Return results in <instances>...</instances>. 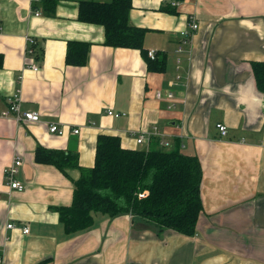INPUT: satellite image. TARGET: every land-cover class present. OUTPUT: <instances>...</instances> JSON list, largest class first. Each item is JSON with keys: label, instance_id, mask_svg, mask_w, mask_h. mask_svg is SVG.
Here are the masks:
<instances>
[{"label": "crops", "instance_id": "crops-1", "mask_svg": "<svg viewBox=\"0 0 264 264\" xmlns=\"http://www.w3.org/2000/svg\"><path fill=\"white\" fill-rule=\"evenodd\" d=\"M79 1L56 0L48 14L42 0H0V109L17 92L21 109L40 115H0V264H264V92L251 66L264 61V0H132L129 21L147 29L144 47L164 58L161 71L139 49L105 45L102 25L78 19ZM169 3L175 13L160 9ZM68 41L90 44L84 65L66 63ZM154 129L200 160L196 232L94 212L89 229L67 233L57 210L72 203L79 167L93 166L98 135L147 150L157 136L137 137ZM38 146L72 154L79 167L66 176L37 162ZM16 158L22 190L4 174Z\"/></svg>", "mask_w": 264, "mask_h": 264}, {"label": "trees", "instance_id": "trees-1", "mask_svg": "<svg viewBox=\"0 0 264 264\" xmlns=\"http://www.w3.org/2000/svg\"><path fill=\"white\" fill-rule=\"evenodd\" d=\"M48 14H54L56 0H42ZM132 0H80L78 19L104 27L105 45L139 49L148 61L150 70L164 69V58L152 59L144 47L147 29L132 25L129 12ZM176 12L166 4L160 8ZM90 44L68 41L66 63L84 65ZM35 49V58H40ZM0 54V67L2 66ZM257 88L264 92V61L251 62ZM150 149H130L121 145L117 136L99 134L94 164L79 167L73 155L61 149L38 146L35 160L52 164L66 176V168L77 166L80 176L73 180V200L69 206L58 207L59 219L69 234L89 229L94 212L110 217L128 213L140 216L160 228L172 229L184 235H193L203 212L200 196L202 167L197 155L181 151V140L174 138L169 146L159 144ZM140 194L143 196L140 197Z\"/></svg>", "mask_w": 264, "mask_h": 264}, {"label": "built area", "instance_id": "built-area-1", "mask_svg": "<svg viewBox=\"0 0 264 264\" xmlns=\"http://www.w3.org/2000/svg\"><path fill=\"white\" fill-rule=\"evenodd\" d=\"M177 2L176 1H173L172 4H176ZM192 28H197L198 27V24L195 23L193 20H190V24H189ZM180 47L178 48V51H180ZM28 52L31 54V55H34V52H35V49L33 48H30L28 49ZM148 56L150 58H154L155 55H156V51L155 50H148L147 52ZM32 68L34 70H37L38 69V66L37 64L33 63L32 65ZM155 97L158 98V99H162V98H168V99H172L173 98V93L170 92V91H167L165 92V94L157 89L155 91ZM1 100H0V106H1ZM5 107L1 108L0 109V115H3V116H8V115H12L14 116V118L19 121V122H24V123H29V122H38L40 121V115L37 111H24L21 109V106H20V97L19 95L17 94H12L11 96H8L7 97V100L6 101H3ZM107 113L109 115H113L115 117H119L121 115H123L124 113H120V112H115L113 111L112 109H108L107 110ZM217 128L219 130V132L223 135L227 132V127L224 123H217ZM48 129L51 133H55V134H62L64 132V129L60 126H58L57 124L55 123H51L49 126H48ZM79 129H74L73 132L75 133H78ZM161 134L158 132L157 129H154L153 131H144V132H141L138 137H137V142L138 143H143L145 142L148 138L152 137V136H157V137H161L160 136ZM149 140V139H148ZM160 142L159 144L164 146V147H167L169 146V141L168 140H165V139H159ZM22 164V161L21 159L19 158H16L13 162L12 165H9L5 168L4 170V174H5V178L7 179V182L9 184V186L11 188H14V189H17V190H22L24 189V185L18 181L16 178H15V175L16 173L18 172V168L19 166ZM143 196V194H140V197ZM8 227H13V224L10 223L7 225ZM29 231V228L27 226L25 227H22V232L23 233H28Z\"/></svg>", "mask_w": 264, "mask_h": 264}, {"label": "rangeland", "instance_id": "rangeland-1", "mask_svg": "<svg viewBox=\"0 0 264 264\" xmlns=\"http://www.w3.org/2000/svg\"><path fill=\"white\" fill-rule=\"evenodd\" d=\"M148 52V51H147ZM162 137V135H160Z\"/></svg>", "mask_w": 264, "mask_h": 264}]
</instances>
